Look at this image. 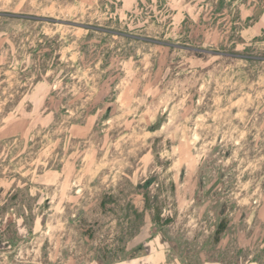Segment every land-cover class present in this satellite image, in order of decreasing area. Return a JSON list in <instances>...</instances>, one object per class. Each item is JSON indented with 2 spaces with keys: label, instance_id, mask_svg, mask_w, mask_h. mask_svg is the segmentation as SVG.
<instances>
[{
  "label": "rangeland",
  "instance_id": "obj_1",
  "mask_svg": "<svg viewBox=\"0 0 264 264\" xmlns=\"http://www.w3.org/2000/svg\"><path fill=\"white\" fill-rule=\"evenodd\" d=\"M0 264H264V0H0Z\"/></svg>",
  "mask_w": 264,
  "mask_h": 264
}]
</instances>
